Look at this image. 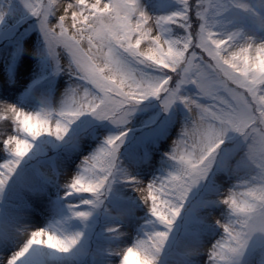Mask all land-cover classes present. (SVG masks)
Here are the masks:
<instances>
[{"label":"snow or ice","instance_id":"obj_1","mask_svg":"<svg viewBox=\"0 0 264 264\" xmlns=\"http://www.w3.org/2000/svg\"><path fill=\"white\" fill-rule=\"evenodd\" d=\"M0 57V264H264V0H0Z\"/></svg>","mask_w":264,"mask_h":264},{"label":"rangeland","instance_id":"obj_2","mask_svg":"<svg viewBox=\"0 0 264 264\" xmlns=\"http://www.w3.org/2000/svg\"><path fill=\"white\" fill-rule=\"evenodd\" d=\"M33 3H40L41 0H32ZM46 2V0H45ZM190 2H192V0H190ZM70 23V21H69ZM195 26V25H194ZM30 46V45H29ZM144 45L142 44L141 47H143ZM6 67H5V64H4V61H3V58L0 57V82L3 81L5 75H6ZM26 83L25 80L21 79V82H20V87H17V88H14L12 89V92L13 93H18L22 86ZM59 102V97H57V104ZM0 133H4L3 135H0V160H2L3 156H4V153H3V140L7 138V135L9 134H13V127H12V121L11 120H3V121H0ZM170 142V141H169ZM165 147H168L167 145H165ZM52 153H49V155H51ZM80 159H83V157H80ZM77 163H79V160H77ZM37 171L39 173H43V174H50V169L49 167H47L46 165H38L37 166ZM73 176H74V172H68L67 174H65L62 178H61V183H70L71 180L73 179ZM146 187V185H145ZM226 193H227V190H226ZM87 195V194H85ZM134 195L137 197V199H141V196L144 195L146 196L147 193H134ZM142 207H143V204H142ZM144 213L141 212L139 213V215H143ZM218 215V213H217ZM213 223H215V217L213 218L212 220ZM142 223V222H141ZM44 224V221L42 219V217L40 216H36L34 217V222L29 230V233L31 230H35L39 227H42ZM122 232H126V235L123 236L121 239L123 241L122 243V247H127V246H131L132 245V242L133 240L135 239V235H136V232H135V229L134 228H121L120 229ZM29 233H25L23 235H20L18 237V240L20 243H22L24 240H26L27 238V235ZM18 246V245H17ZM211 247V243H209L203 250V254L199 257V259L201 260V264H204V262L207 260V253L209 251ZM4 256V258L6 259L8 257V255H10V252H3V253H0ZM113 259L116 261V264H119V261L121 259L120 256H116V257H113ZM130 264H135L134 260H131L130 261Z\"/></svg>","mask_w":264,"mask_h":264},{"label":"bare ground","instance_id":"obj_3","mask_svg":"<svg viewBox=\"0 0 264 264\" xmlns=\"http://www.w3.org/2000/svg\"><path fill=\"white\" fill-rule=\"evenodd\" d=\"M60 14H63L62 11L58 13V15H60ZM170 143H171V142H169V145H170ZM169 145H167V146H169Z\"/></svg>","mask_w":264,"mask_h":264}]
</instances>
